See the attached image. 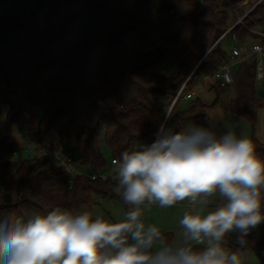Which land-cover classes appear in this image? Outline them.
<instances>
[{
    "label": "trees",
    "instance_id": "1",
    "mask_svg": "<svg viewBox=\"0 0 264 264\" xmlns=\"http://www.w3.org/2000/svg\"><path fill=\"white\" fill-rule=\"evenodd\" d=\"M249 6L223 36L235 23L232 10ZM262 33L264 0H0V117L5 108L6 123L28 134L39 153L11 173L4 156L14 144L0 135V219L56 208L82 213L96 195L117 197L114 180L89 176L109 170L103 146L117 160L150 146L188 72L196 67L185 91L196 76L230 63L233 46L263 43ZM169 54L172 74L162 66ZM233 77L231 84L215 80L217 91L234 83L230 110L254 123L257 58L234 66ZM199 107L173 108L164 125L184 129ZM37 110L38 129L29 134ZM252 142L264 159V143ZM56 155L85 170L70 183ZM235 240L225 247L253 252L264 264V232L249 233L243 247Z\"/></svg>",
    "mask_w": 264,
    "mask_h": 264
},
{
    "label": "clouds",
    "instance_id": "2",
    "mask_svg": "<svg viewBox=\"0 0 264 264\" xmlns=\"http://www.w3.org/2000/svg\"><path fill=\"white\" fill-rule=\"evenodd\" d=\"M114 178L130 207L123 220L59 208L9 215L0 219V264H242L227 238L243 247L264 221V159L231 130L161 125L150 146L121 154ZM184 201L177 242L142 219L145 205Z\"/></svg>",
    "mask_w": 264,
    "mask_h": 264
},
{
    "label": "rangeland",
    "instance_id": "3",
    "mask_svg": "<svg viewBox=\"0 0 264 264\" xmlns=\"http://www.w3.org/2000/svg\"><path fill=\"white\" fill-rule=\"evenodd\" d=\"M252 3L255 4V1H251V4ZM249 8L250 6L244 8L243 11L238 9L232 10L233 14L231 15L230 19L233 22H236L238 17L242 16V14ZM94 26L96 25L94 24ZM225 44L228 45L226 48L228 55L230 56L231 49L229 47V42L225 41ZM229 59L230 62L233 61L232 58ZM170 63L171 56L169 54L162 63V66L166 68L167 74L174 73V67L170 68ZM259 63H262L261 72L263 73V77L257 76L255 83L256 96L260 101V106L258 107L254 123L244 117L234 114L230 110L231 99L237 95L234 83L230 85L227 90L218 93L217 89L221 90V88L218 87L219 84L213 78H211V75H209L201 76V79L193 82V85L189 89L194 90V94L191 98L186 100L184 98H180L176 102V110L180 111L188 110L195 101H200L204 106L195 110V114L200 116L189 121L185 128H205L206 124L210 123L218 135H222L225 132L231 130L235 132L238 137L248 138L252 141L253 136H255L258 141L264 143V56L257 59V64ZM191 71L192 70L188 72V75ZM42 86L44 87V83H42ZM5 112L6 109L4 108L3 115L0 117V135L6 134L5 136L7 137L8 141L14 144V150H16V152L11 150L4 156V159L11 160L12 166L10 172L13 173V171L19 166L23 159L30 158L39 153L35 151L34 145L29 141L28 134H22L18 132L16 125H8L6 123ZM40 117L41 111L37 110L36 122L29 134H32L38 129ZM103 149L108 165L111 166L112 158L109 150L106 148V146H103ZM75 166L78 170H85L77 165ZM116 186L114 190L117 194V197L113 199H104L102 196L96 195L94 197L95 204L91 209L86 211L91 212L93 216H101L113 223L123 220L126 210L123 206L121 195L116 191ZM142 211V219L144 223L146 225H156L161 230L165 241L167 243H174L179 240L180 236V225L178 222L182 218L184 212L190 211V207L188 202L184 201L178 202L176 205L168 208H161L157 205H145ZM260 232H264V224L262 221L250 233ZM226 248L230 249L231 251H237L241 256L242 264H260L259 257L253 252H249L245 255L240 249H233L229 246Z\"/></svg>",
    "mask_w": 264,
    "mask_h": 264
},
{
    "label": "built area",
    "instance_id": "4",
    "mask_svg": "<svg viewBox=\"0 0 264 264\" xmlns=\"http://www.w3.org/2000/svg\"><path fill=\"white\" fill-rule=\"evenodd\" d=\"M254 5H256V3ZM252 7L247 9L242 16L238 17V20L223 34V36L227 32H229L234 27L235 24L241 22L243 17L252 9ZM262 35L264 36L263 33H262ZM262 56H264V42L263 43L256 42V43L252 44L251 47H247V46H243V45H240V46L235 45L232 47V59H233V61L230 63H226V64L222 65L218 70H216L211 75V78H213L214 80H220L222 82V84H231L234 80V77H233V67L234 66L238 65L241 61H243L247 58H257L258 59L259 57H262ZM261 68H262V63L257 64V76H259V77H263V73L261 72ZM195 69H196V67L189 73L187 79L181 85L178 93L176 94V97H175L172 105L170 106L169 110L167 111L166 117H165L162 125L165 124V122H166L171 110L173 109L175 103L180 98H184L186 100V99H189L193 96L194 90L185 91V88H186L187 81L192 77ZM196 77L198 80L201 79V76H196ZM56 158L59 162H61L64 165L67 172L71 175L70 183H72L73 178L76 175H79L82 173L81 170H78L74 164L65 161L62 157L56 155ZM117 161H118L117 159H112V169L111 170H107L105 172H100V173L93 172L89 176H91L93 179L100 178V179L106 180L108 178H111L112 180H114L117 183L116 179L114 178ZM125 210H126V212L129 211L130 207L128 205H125Z\"/></svg>",
    "mask_w": 264,
    "mask_h": 264
},
{
    "label": "crops",
    "instance_id": "5",
    "mask_svg": "<svg viewBox=\"0 0 264 264\" xmlns=\"http://www.w3.org/2000/svg\"><path fill=\"white\" fill-rule=\"evenodd\" d=\"M112 169V165L111 166H109V170H111Z\"/></svg>",
    "mask_w": 264,
    "mask_h": 264
},
{
    "label": "water",
    "instance_id": "6",
    "mask_svg": "<svg viewBox=\"0 0 264 264\" xmlns=\"http://www.w3.org/2000/svg\"><path fill=\"white\" fill-rule=\"evenodd\" d=\"M172 108V107H171Z\"/></svg>",
    "mask_w": 264,
    "mask_h": 264
}]
</instances>
